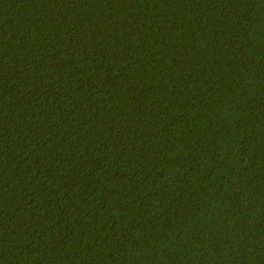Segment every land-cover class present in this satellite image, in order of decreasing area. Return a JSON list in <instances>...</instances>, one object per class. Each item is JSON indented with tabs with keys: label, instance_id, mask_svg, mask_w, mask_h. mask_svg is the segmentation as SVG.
<instances>
[{
	"label": "trees",
	"instance_id": "obj_1",
	"mask_svg": "<svg viewBox=\"0 0 264 264\" xmlns=\"http://www.w3.org/2000/svg\"><path fill=\"white\" fill-rule=\"evenodd\" d=\"M0 264H264V0H0Z\"/></svg>",
	"mask_w": 264,
	"mask_h": 264
}]
</instances>
